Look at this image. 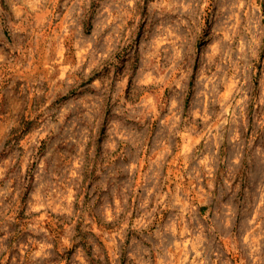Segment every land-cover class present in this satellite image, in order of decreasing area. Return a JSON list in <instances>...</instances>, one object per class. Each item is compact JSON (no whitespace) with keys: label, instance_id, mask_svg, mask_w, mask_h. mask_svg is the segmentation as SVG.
Masks as SVG:
<instances>
[{"label":"rangeland","instance_id":"374dc122","mask_svg":"<svg viewBox=\"0 0 264 264\" xmlns=\"http://www.w3.org/2000/svg\"><path fill=\"white\" fill-rule=\"evenodd\" d=\"M0 264H264V0H0Z\"/></svg>","mask_w":264,"mask_h":264}]
</instances>
